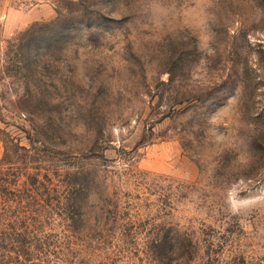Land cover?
Listing matches in <instances>:
<instances>
[{"label":"rangeland","instance_id":"rangeland-1","mask_svg":"<svg viewBox=\"0 0 264 264\" xmlns=\"http://www.w3.org/2000/svg\"><path fill=\"white\" fill-rule=\"evenodd\" d=\"M4 163L49 264H264V0H0Z\"/></svg>","mask_w":264,"mask_h":264},{"label":"trees","instance_id":"trees-1","mask_svg":"<svg viewBox=\"0 0 264 264\" xmlns=\"http://www.w3.org/2000/svg\"><path fill=\"white\" fill-rule=\"evenodd\" d=\"M7 164L0 165V264H49L36 183L20 184L24 175Z\"/></svg>","mask_w":264,"mask_h":264}]
</instances>
